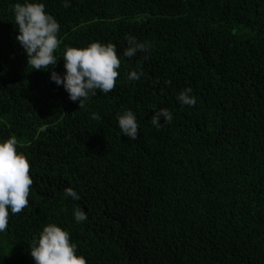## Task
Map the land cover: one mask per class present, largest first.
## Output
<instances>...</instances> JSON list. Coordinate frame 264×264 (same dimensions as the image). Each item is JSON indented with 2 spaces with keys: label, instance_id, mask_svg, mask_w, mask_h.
<instances>
[{
  "label": "trees",
  "instance_id": "1",
  "mask_svg": "<svg viewBox=\"0 0 264 264\" xmlns=\"http://www.w3.org/2000/svg\"><path fill=\"white\" fill-rule=\"evenodd\" d=\"M17 2L0 0V142L16 137L33 183L0 233V264H35L51 223L87 264H264V0H42L60 24L56 72L65 46L111 42L121 57L114 89L82 107L28 66ZM126 35L150 49L123 57ZM187 87L193 107L177 101ZM153 106L173 115L159 130ZM128 109L135 140L118 127Z\"/></svg>",
  "mask_w": 264,
  "mask_h": 264
},
{
  "label": "clouds",
  "instance_id": "2",
  "mask_svg": "<svg viewBox=\"0 0 264 264\" xmlns=\"http://www.w3.org/2000/svg\"><path fill=\"white\" fill-rule=\"evenodd\" d=\"M63 7L71 6V0H62ZM15 26L18 31L16 41L27 56L28 66L33 70L51 71L50 79L57 86H63L69 99L79 102V107L89 97H95L97 92L108 94L116 84L121 57L117 54L116 45L108 42H91L83 48L65 46L62 60L64 72L60 74L54 69L58 61L55 55L61 41L58 39L60 24L50 13L46 12L42 0H23L12 6ZM127 47L122 56L132 58L138 53H146L151 45L140 42L136 37L126 35ZM139 67V66H138ZM143 75L138 72H128L129 81H138ZM181 106L193 107L197 98L193 89L187 87L177 96ZM151 124L157 130L164 123L173 119L167 108L157 109L153 106ZM117 122L121 136L135 140L138 138L139 124L135 113L128 109L117 114ZM18 141L15 136L0 142V233H3L9 222V215H16L29 204L30 186L33 181L30 176V163L24 154L17 152ZM64 197L79 200V194L72 188L64 189ZM76 223L85 222L86 212L76 207L73 212ZM30 255L35 264H87L83 255H77V246L70 241V234L55 223L43 227L39 237L34 239L30 247Z\"/></svg>",
  "mask_w": 264,
  "mask_h": 264
},
{
  "label": "bare ground",
  "instance_id": "3",
  "mask_svg": "<svg viewBox=\"0 0 264 264\" xmlns=\"http://www.w3.org/2000/svg\"><path fill=\"white\" fill-rule=\"evenodd\" d=\"M148 72H149V70H148ZM144 73V72H143Z\"/></svg>",
  "mask_w": 264,
  "mask_h": 264
}]
</instances>
